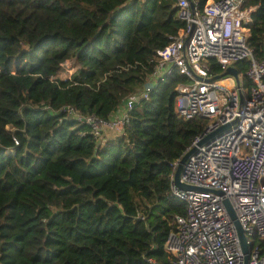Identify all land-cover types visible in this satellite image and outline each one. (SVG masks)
Listing matches in <instances>:
<instances>
[{
  "label": "trees",
  "instance_id": "1",
  "mask_svg": "<svg viewBox=\"0 0 264 264\" xmlns=\"http://www.w3.org/2000/svg\"><path fill=\"white\" fill-rule=\"evenodd\" d=\"M244 4L259 58L264 0ZM183 24L176 0H0V264H171L165 242L185 213L172 162L206 124L176 111L187 76L154 74ZM67 105L103 120L126 111L123 132L96 135Z\"/></svg>",
  "mask_w": 264,
  "mask_h": 264
},
{
  "label": "built area",
  "instance_id": "2",
  "mask_svg": "<svg viewBox=\"0 0 264 264\" xmlns=\"http://www.w3.org/2000/svg\"><path fill=\"white\" fill-rule=\"evenodd\" d=\"M244 3L206 0L200 6L176 0L184 24L155 52V77L175 67L189 78L175 86L178 114L206 119L184 151L191 150L179 180L192 187L175 184L179 158L172 162L170 193L184 199L185 213L175 215L176 228L165 242L171 264H242V244L225 200L246 235L247 264H264V52L257 58L247 44L254 6ZM208 58L218 62V72H211ZM239 59H247L248 65L238 71V83L231 73L212 78ZM67 64L70 73L71 62L62 63ZM156 82H146L139 97L146 98ZM125 105L129 109L132 102ZM65 109L88 122L96 135L103 126L122 133L127 121L126 111L103 120L80 115L69 105Z\"/></svg>",
  "mask_w": 264,
  "mask_h": 264
},
{
  "label": "water",
  "instance_id": "3",
  "mask_svg": "<svg viewBox=\"0 0 264 264\" xmlns=\"http://www.w3.org/2000/svg\"><path fill=\"white\" fill-rule=\"evenodd\" d=\"M227 73H231L236 82L238 83L239 82V78H238V69L235 65H229L225 68L224 71L214 75L212 78H217L219 76H223ZM191 150H188L186 152H184L181 157L179 158L178 160V163H177V166L174 170V182L176 185H178L179 187H182V188H190L192 187V185H188V184H185L183 182H181L179 180L180 178V175H181V172H182V169H183V163L185 161V159L187 158L188 154L190 153ZM225 204H226V207L228 209V212L231 216V218L233 219V222L235 223V226H236V229H237V233H238V236H239V239L241 241V244H242V250H243V261H242V264H247V259H248V243H247V238H246V235L239 223V220L238 218L236 217V214L234 212V210L232 209L230 203L228 202V200H225Z\"/></svg>",
  "mask_w": 264,
  "mask_h": 264
},
{
  "label": "rangeland",
  "instance_id": "4",
  "mask_svg": "<svg viewBox=\"0 0 264 264\" xmlns=\"http://www.w3.org/2000/svg\"><path fill=\"white\" fill-rule=\"evenodd\" d=\"M68 65H69V64L64 65V66H65L64 68H65L66 71H69V70H68V67H69ZM71 65H72V64H71ZM72 66H73V65H72ZM15 69H16V68H14V70H15ZM66 73H67V72H64V71H63V72H60V75L64 77V76L66 75ZM241 78L243 79V77H241ZM243 80H244V79H243ZM105 127H107V126H103L102 129L100 130V135H101V136H102V135H108V136L112 137V136H115V135H116L117 132H116L115 130H113L114 132H112V131H108V130H104ZM109 133H110V134H109ZM104 137H105V136H104Z\"/></svg>",
  "mask_w": 264,
  "mask_h": 264
},
{
  "label": "crops",
  "instance_id": "5",
  "mask_svg": "<svg viewBox=\"0 0 264 264\" xmlns=\"http://www.w3.org/2000/svg\"><path fill=\"white\" fill-rule=\"evenodd\" d=\"M113 116H114V115H113ZM104 130H108V131H112V132H114L113 129H111L110 127H105ZM109 134H110V133H109ZM106 136H108V135H106Z\"/></svg>",
  "mask_w": 264,
  "mask_h": 264
}]
</instances>
